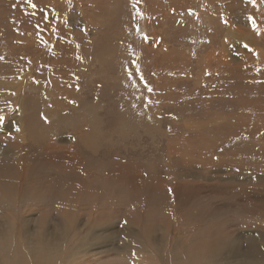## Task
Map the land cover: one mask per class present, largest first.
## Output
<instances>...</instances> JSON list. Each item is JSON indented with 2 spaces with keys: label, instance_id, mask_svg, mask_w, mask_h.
I'll use <instances>...</instances> for the list:
<instances>
[{
  "label": "rangeland",
  "instance_id": "1",
  "mask_svg": "<svg viewBox=\"0 0 264 264\" xmlns=\"http://www.w3.org/2000/svg\"><path fill=\"white\" fill-rule=\"evenodd\" d=\"M0 158V264H264V0H0Z\"/></svg>",
  "mask_w": 264,
  "mask_h": 264
},
{
  "label": "bare ground",
  "instance_id": "2",
  "mask_svg": "<svg viewBox=\"0 0 264 264\" xmlns=\"http://www.w3.org/2000/svg\"><path fill=\"white\" fill-rule=\"evenodd\" d=\"M1 159V158H0ZM3 160V159H2ZM242 175V174H241ZM253 177V176H252ZM241 178V177H240ZM256 180V179H255ZM236 187H238V186H236ZM257 189V188H256ZM189 189H187L186 191H188ZM200 190V189H199ZM255 190V189H254ZM259 190V189H258ZM177 191H178V189H177ZM185 191V190H184ZM185 191V192H186ZM262 191V190H261ZM185 192H184V195H185ZM189 192V191H188ZM187 193V192H186ZM172 196V195H171ZM181 197H184V196H181ZM186 198H187V196H185ZM184 197V198H185ZM241 197V196H240ZM252 197V196H251ZM172 198H174V197H172ZM180 199V198H179ZM207 200L208 198H204V200ZM201 200V199H200ZM203 200V199H202ZM203 200V201H204ZM207 203V202H206ZM211 204V203H210ZM209 204V205H210ZM213 204V203H212ZM254 205V204H253ZM242 207V206H241ZM261 207V206H260ZM261 208H263V207H261ZM243 210V209H242ZM245 211V210H244ZM224 213V212H223ZM242 213V212H241ZM260 213V212H259ZM244 214V213H243ZM243 214H242V216H243ZM239 215V214H238ZM249 215V214H248ZM246 216H247V214H246ZM253 216V215H252ZM256 216V215H255ZM243 218V217H242ZM245 219V218H244ZM230 221V220H229ZM251 221V220H250ZM264 222V221H263ZM246 229V228H245ZM257 231V230H256ZM4 236V235H3ZM230 237V236H229ZM50 239V238H49ZM227 241V240H226ZM251 242H252V240H251ZM252 244V243H251ZM231 245H232V243H231ZM12 246V245H11ZM5 247V246H4ZM215 247V246H214ZM224 247V246H223ZM245 247V246H244ZM251 247H253V251L255 252V251H259V252H261V250L260 249H257V246H255L254 247V245H251ZM226 248V247H225ZM235 248V247H234ZM9 249V248H8ZM224 249V248H223ZM227 249V248H226ZM245 249V248H244ZM236 250V249H235ZM229 251V250H228ZM223 253V252H222ZM247 253V252H246ZM246 253H244V256L246 255ZM250 254V253H249ZM248 255V254H247ZM251 255V254H250ZM247 258V257H246ZM251 258V257H250ZM254 258V257H253ZM5 260H6V258H5ZM207 260V259H206ZM209 260H211V257L209 258ZM212 260H214L213 258H212ZM12 261V260H11ZM206 263H207V261H205ZM219 262V261H218ZM211 263V262H210ZM213 263V262H212ZM215 263V262H214ZM19 264V263H18ZM21 264V263H20ZM205 264V263H204Z\"/></svg>",
  "mask_w": 264,
  "mask_h": 264
}]
</instances>
